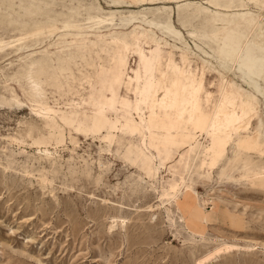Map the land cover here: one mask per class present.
Listing matches in <instances>:
<instances>
[{"label": "rangeland", "instance_id": "obj_1", "mask_svg": "<svg viewBox=\"0 0 264 264\" xmlns=\"http://www.w3.org/2000/svg\"><path fill=\"white\" fill-rule=\"evenodd\" d=\"M209 1L0 0V264H264V157L236 146L264 116L258 64L255 89L243 65L261 57L264 17L248 33L230 16L264 8ZM145 18L171 22L185 44ZM236 41L242 59L225 74L219 59ZM176 80L202 83L204 122L221 92L239 111L255 99L252 131L216 167L204 162L209 136L183 134L175 112L152 114L163 96L153 81ZM182 178L200 198L192 214L193 199L167 196Z\"/></svg>", "mask_w": 264, "mask_h": 264}, {"label": "bare ground", "instance_id": "obj_2", "mask_svg": "<svg viewBox=\"0 0 264 264\" xmlns=\"http://www.w3.org/2000/svg\"><path fill=\"white\" fill-rule=\"evenodd\" d=\"M249 1L251 2L252 5L254 4L256 7H259L257 6L258 5L257 1L255 0H249ZM214 2L215 0L209 1L210 5H214ZM211 13L215 17H219L218 16L219 13L217 12L215 13L211 12ZM230 16L233 18H237L238 21H241L242 23H244L245 27L247 28L248 33L249 31L253 32L256 28H259L260 27L259 19L260 17H264L263 14H255L251 11L233 14ZM104 22H105L104 20L98 19L96 24L103 25ZM213 22L215 24L218 22V20L213 18ZM129 23L130 21L128 20L127 24ZM143 25H146V27L147 26L156 27V29L160 28L161 30L164 31L163 32L164 34L169 33L173 37H175V40L180 41L181 43L185 44L182 34L174 29L171 22H168L165 24H157L155 22L148 21L145 18V20L143 21ZM230 28L224 27L223 29H221V33H227L229 30H231ZM143 31L145 32V29H143ZM255 39H257V42L255 40V43L259 44L261 47H264V34L263 33H260V32L257 33L255 31ZM260 41L262 44H260ZM1 46H2V43L0 42V48ZM225 47L227 48V50L225 51L224 56L219 59L220 62L223 61V63L220 64L221 65L220 67L226 66L228 72L230 73L232 68L230 69V67L228 66V62L231 58H233L234 60H237V58L242 57V53L244 50L243 49L244 44L241 45L240 43L236 41V42H232V44L230 43V45L226 44ZM175 48H178V47L176 46ZM179 50L183 51L182 56L185 57V55L189 51V47L187 46ZM246 61H249V62H246ZM203 62L207 64L208 66H210L212 69L215 68L209 62L207 61H203ZM250 64H252V61H250L249 59L243 60L244 67L249 69L248 65ZM173 68H174V73L176 74L178 67L174 65ZM166 89H167V95H165V92L162 90L163 96H162L161 101L159 100L157 101L156 97L153 98L152 103H151L152 104L151 111L153 107L155 109L158 108L161 112H165L166 117L169 116L168 114L169 112L170 113L175 112L176 119L182 125V131H183V134L185 135H197L198 133H203V134L205 133L207 136H209L211 138V144H212V147L210 148V152L212 153V156L210 158V162H207V161H204V162L211 164L212 167H216L221 162V160L225 157V155L227 154L226 152H228L227 151L228 148L234 143V138H239L241 137L243 132L244 133L250 132L251 130V121L254 119V117L257 114L256 108L252 114H249L245 109V106L247 105L245 104L244 108H242L239 111L237 100L229 99V97L226 94H223L221 92V95H220L221 97L219 98L217 103L213 106V108L208 109L209 118L207 119L206 122H204L202 118L203 108L200 103L201 93L203 90L202 83H200L199 86L195 87L193 82L189 81L187 83H180L179 81L176 80L172 82L170 86H166ZM152 114L156 118L157 114L153 112ZM192 121H195V123H191ZM238 121H239V124H242L243 128L246 130H241V131L236 130L237 127H239V124H237ZM244 121H247V123L245 124ZM160 122L161 124H163V126H168V127L171 126V124H168L166 121H160ZM263 138L264 137H262L260 134L252 133V135L248 137L247 140L239 141L236 146L239 148V150L240 149L242 150L243 148L244 150L248 152H253L255 150L262 149V152L260 155L264 157V151H263L264 141H262ZM191 170H192V167L191 165H189L187 168V173L189 174ZM256 180L260 181L264 187V172L257 175ZM171 188L175 189V192H172L168 194L167 196L171 195L172 198L169 200L176 202L178 206H179V202L181 200L183 201V199L184 201H187L188 199L189 200L193 199V201L191 202V207H190V211L192 214L193 210H195L194 208L195 206L193 205V202L200 204L199 202L200 198L198 194L195 193L192 189H190V187L187 185L186 179L182 178L181 183L179 185L178 184L172 185ZM187 197L189 198L187 199ZM204 205L205 206L207 205L206 201L204 202ZM199 207H202V205H200ZM203 210H206V209H203ZM193 220L195 224L199 226H205L208 222L206 214L203 216L201 222H198L195 219ZM194 235L196 234L194 233ZM231 248L233 247L226 246L223 248V250L224 251L230 250Z\"/></svg>", "mask_w": 264, "mask_h": 264}, {"label": "snow or ice", "instance_id": "obj_3", "mask_svg": "<svg viewBox=\"0 0 264 264\" xmlns=\"http://www.w3.org/2000/svg\"><path fill=\"white\" fill-rule=\"evenodd\" d=\"M261 8H264V0H258V5ZM221 63H223V61H221ZM258 64V79H259V95L261 97H264V49H262V53H261V57L259 59L258 62L253 61L252 64L249 65V69H248V74L245 75V81L249 84V86L251 88H256L257 84H256V77H257V67L256 65ZM221 72H224L225 74L227 73V68L225 67H221L220 68ZM249 76H252L253 79H249ZM224 83L226 84L227 82L224 81ZM152 87L154 90L156 91H161L163 90L165 92V95H167V89L166 86L161 83V84H156L155 81H153ZM139 93V90H138ZM261 104L264 105V99L261 100ZM256 107V102L255 99L251 96L248 97V103L245 106L246 111L249 114H252L255 110ZM153 113H155V108L153 107L152 109ZM143 123L141 124V126L139 128H137L133 134L135 135L136 132H139V134L144 135L145 133V129L143 128ZM191 123H195V121H192ZM244 123L246 124L247 121H244ZM237 124H239V121L237 122ZM151 124L149 123V128L147 129V131H151ZM237 131H241V130H246L243 128L242 124H239V127H237L236 129ZM260 133L261 136L264 137V116H262L261 118V124H260ZM150 176V173H149ZM171 192H175V189H171ZM172 197L169 196V199H171Z\"/></svg>", "mask_w": 264, "mask_h": 264}, {"label": "crops", "instance_id": "obj_4", "mask_svg": "<svg viewBox=\"0 0 264 264\" xmlns=\"http://www.w3.org/2000/svg\"><path fill=\"white\" fill-rule=\"evenodd\" d=\"M240 59H242V57L240 58ZM258 119V111H257V114H256V116L254 117V119L251 121V131H252V128H253V125H254V122L256 121ZM253 133H256V134H260L261 135V133L259 132V131H254ZM212 216H215V212H213L212 214H211V216H210V223L211 222H213L214 220V218L212 217ZM192 218L193 219H195L196 221H198V222H201V219H202V217H198V216H192Z\"/></svg>", "mask_w": 264, "mask_h": 264}]
</instances>
